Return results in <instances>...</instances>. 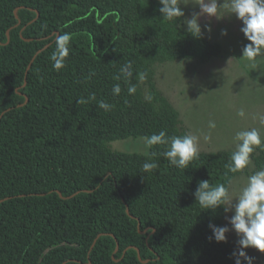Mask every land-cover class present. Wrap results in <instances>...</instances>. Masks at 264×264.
I'll return each mask as SVG.
<instances>
[{"label": "trees", "instance_id": "1", "mask_svg": "<svg viewBox=\"0 0 264 264\" xmlns=\"http://www.w3.org/2000/svg\"><path fill=\"white\" fill-rule=\"evenodd\" d=\"M160 7L0 0V264H234L229 240L209 239L208 225L224 226L225 213L203 212L193 195L200 181L230 187L246 173L228 172L232 152L201 153L178 169L161 154L165 146L148 155L109 146L160 131L187 134L155 86V68L222 54L219 43L187 32L185 16L179 27L162 19ZM64 33L69 55L56 70L54 40ZM129 62L133 78L117 80ZM101 100L112 109H99ZM251 155L255 172L264 169V146ZM148 160L159 166L144 173Z\"/></svg>", "mask_w": 264, "mask_h": 264}, {"label": "rangeland", "instance_id": "2", "mask_svg": "<svg viewBox=\"0 0 264 264\" xmlns=\"http://www.w3.org/2000/svg\"><path fill=\"white\" fill-rule=\"evenodd\" d=\"M185 18H190L199 8L197 0H182ZM222 2V0H221ZM225 14L221 10V15ZM201 33L214 39L222 47V54L206 63L194 60H181L157 65L154 82L157 89L179 113L181 127L187 134L199 138V154L218 151L237 150L236 133L243 130L257 129L264 138V56L255 62L242 58V49L249 43L240 31L242 24L234 16L221 19L201 17ZM210 27L211 31L206 28ZM222 30L227 35L222 36ZM243 109L244 117L237 113ZM214 121L216 127L209 129ZM204 135H210L209 141ZM142 137L119 140L109 144L116 152L148 155L149 149L143 145ZM257 149V148H256ZM255 173V164L250 156L246 173L234 178L229 187L230 199L235 200L246 186L247 179ZM232 215H224V226ZM233 249L237 247L238 237L231 230L227 234ZM255 264H264V254L254 249L246 250Z\"/></svg>", "mask_w": 264, "mask_h": 264}, {"label": "clouds", "instance_id": "3", "mask_svg": "<svg viewBox=\"0 0 264 264\" xmlns=\"http://www.w3.org/2000/svg\"><path fill=\"white\" fill-rule=\"evenodd\" d=\"M158 3L161 5L159 12L162 19L179 27L180 19L185 16L181 4L188 5L191 2L158 0ZM195 5L199 11L194 12L190 18L183 21L187 32L194 30L197 38H200L202 35L199 24L201 17L219 20L224 16H234L241 22L240 31L249 42L242 49L241 59L247 58L254 63L257 57L264 56V0H222V2L221 0H197ZM222 9L225 12L223 15H221ZM206 30L210 32L211 28L207 27ZM221 35H227V31L222 30ZM70 40L69 33L55 37V50L51 56L54 69L60 70L65 67V58L69 55ZM133 75L132 65L129 62L122 65L120 75L116 79L123 78L125 82H129ZM135 76L139 82H143L147 74L140 72ZM127 91L129 95L135 94L136 85L129 84ZM112 93L114 96L120 95L121 85L119 83L113 86ZM91 99L95 100L96 98L92 95ZM145 99L151 100V96L147 95ZM87 102L86 99L78 101V103ZM97 106L106 112L113 107L103 100L99 101ZM237 115L244 117V110L241 109ZM261 121L264 122V117H261ZM208 127L214 129L215 122L210 121ZM141 139L147 149H152L154 146H165V150L161 154L167 159L169 166L178 169L187 168L190 162L199 158V138L193 134L168 136L165 131H160ZM210 139V135H204L206 142ZM235 139L239 143L237 150L231 154V162L227 166L229 173L242 172L250 164V156L255 149L264 146V138L254 128L237 132ZM158 166L154 160L145 161L142 164V172H153ZM193 195L195 202L206 210L203 212H211L215 215L218 209H222L224 213H232L227 222L230 228L211 223L208 227L212 233L210 241L217 244L227 242V234L230 230L236 234L238 237L237 247L232 253L234 264H253V258L247 254L246 250L248 249H254L264 254V169L258 170L248 177L246 186L235 200L230 199L228 186L221 183L213 187L209 181H200Z\"/></svg>", "mask_w": 264, "mask_h": 264}, {"label": "water", "instance_id": "4", "mask_svg": "<svg viewBox=\"0 0 264 264\" xmlns=\"http://www.w3.org/2000/svg\"><path fill=\"white\" fill-rule=\"evenodd\" d=\"M38 16H39V14L37 13V17H38ZM49 45H50V44H49ZM49 45H46L45 48H47ZM45 48H43V49H45ZM43 49H42V50H43ZM42 50H41V51H42ZM24 85H25V83H24ZM27 101H28V99H26V102H27ZM3 114H4V113L1 114L0 119H1V117L3 116ZM122 201H124V200L122 199ZM0 202H2V201H0ZM126 212L128 213V208H127V206H126ZM141 233H143V232H141ZM94 243H95V241L93 242L92 247H93ZM117 247H118V246H117ZM138 257H139V252H138Z\"/></svg>", "mask_w": 264, "mask_h": 264}, {"label": "flooded vegetation", "instance_id": "5", "mask_svg": "<svg viewBox=\"0 0 264 264\" xmlns=\"http://www.w3.org/2000/svg\"><path fill=\"white\" fill-rule=\"evenodd\" d=\"M117 246H118V245H117ZM117 246H116V249L114 250V253H113V254L117 253V250H118V247H117ZM91 247H92V246H91ZM113 254H112V258H113V256H114ZM122 255H124V252H123ZM86 264H90V261H88V263H86Z\"/></svg>", "mask_w": 264, "mask_h": 264}, {"label": "crops", "instance_id": "6", "mask_svg": "<svg viewBox=\"0 0 264 264\" xmlns=\"http://www.w3.org/2000/svg\"><path fill=\"white\" fill-rule=\"evenodd\" d=\"M203 34V33H201ZM205 37H207L205 34H203ZM208 38V37H207ZM209 40L213 41V42H216L214 39H211V38H208ZM218 43V42H217Z\"/></svg>", "mask_w": 264, "mask_h": 264}]
</instances>
